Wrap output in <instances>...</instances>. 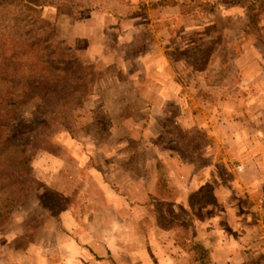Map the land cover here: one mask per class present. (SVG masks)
I'll list each match as a JSON object with an SVG mask.
<instances>
[{
	"label": "rangeland",
	"instance_id": "rangeland-1",
	"mask_svg": "<svg viewBox=\"0 0 264 264\" xmlns=\"http://www.w3.org/2000/svg\"><path fill=\"white\" fill-rule=\"evenodd\" d=\"M38 1L42 4L41 16L55 27L54 39L71 44L83 65L95 67L97 74L86 89L79 116L55 121L48 131L39 130L40 134L34 132L36 137L47 134L54 145L49 147L51 152L37 151L32 161L33 175L44 179L41 172L52 185L50 171L40 170L39 164H83L85 177L91 165L97 167L107 175L106 188L125 195L128 202L118 197L117 204L101 206L110 212L104 214L102 223L116 219L115 215L128 219L125 213L129 209L142 210L141 225L146 235L161 233V238L169 242L174 231L157 229L155 223L164 208L153 203L150 206L156 212H152L147 206L153 198L157 173L166 183V187L161 184L163 195L170 196L178 210L187 212L194 237L198 221L230 212L236 226L241 222L238 215L253 212L258 241L255 236L254 245L246 247L242 239V250L246 251L243 255L264 252V217L258 222L260 218L256 216L261 212L264 216V189L262 193H258L259 189L242 195L246 198L236 196L233 201L227 195L228 202L224 203L215 195V191L223 195L219 190L233 183L237 170L242 171L241 164H263L259 169L264 177V0H258L256 6L252 4L255 0H231L238 3L221 4L214 14L198 17L186 13L185 3L191 0H178L182 5L179 7L157 9L152 8V3L158 0ZM168 16L175 17L154 22L157 17ZM249 24L251 33H245ZM144 41L146 45L142 46ZM28 100L7 122L5 134L11 143L18 144L9 150L10 164L24 155L21 147L31 144L33 133L24 124L53 117L47 102L37 96ZM213 136L216 144L206 147ZM190 143L208 155L220 148L219 182L213 181L215 170L208 169L200 190L181 199V189L169 177L168 164H189L177 150L191 158L187 146ZM127 166L132 168L130 181L123 172ZM71 172L66 171L61 181L59 177L58 186L67 195L75 189L79 191L78 204L70 208L80 224L79 232L66 231L31 194L0 226V264H59V244L76 238L91 246L88 234L81 233L97 208L90 201L89 204V192L97 193L101 187L93 185L92 190L90 186H75L68 177ZM262 183L264 187V180ZM127 221L131 226L127 230L129 246L133 248L141 237L134 233V220ZM117 237L118 241L123 238ZM205 239L211 242L214 236ZM147 241L152 242L150 238ZM91 244L96 248L107 245L102 240ZM65 251L73 256L72 248ZM117 253L109 251L107 258L115 263L122 258L130 264L126 256ZM75 255L79 260V254ZM95 258L105 259L96 254Z\"/></svg>",
	"mask_w": 264,
	"mask_h": 264
},
{
	"label": "trees",
	"instance_id": "trees-1",
	"mask_svg": "<svg viewBox=\"0 0 264 264\" xmlns=\"http://www.w3.org/2000/svg\"><path fill=\"white\" fill-rule=\"evenodd\" d=\"M228 3L238 2L191 0L185 3L188 8L186 13H192L193 17L204 13L214 14L221 4ZM257 3L258 0H255L252 4L256 6ZM40 6L42 4L38 0H0V226L31 194L35 195L38 205L59 224L63 211L72 208L79 201L78 189L67 195L33 175L32 161L37 151L43 149L51 152L49 147L54 145L47 134L36 137L34 132L40 134L42 130L48 131L55 121L79 116L86 89L96 77L97 69L85 67L75 48L66 40L54 39L55 27L41 16ZM61 6L58 5V9H62ZM179 6L182 5L178 0H158L152 3L154 9ZM175 16L157 17L154 22L170 20ZM250 31L249 24L244 32L251 33ZM145 43L142 42V46ZM34 96L51 106L53 117L24 124L33 133L31 144L21 147L24 155L15 164H10L9 150L18 144L11 143L5 134L7 122ZM100 108L103 109L104 104ZM93 113L97 120L96 112ZM111 119L109 116V124ZM107 135L110 136V133ZM215 143L216 138L213 136L205 146L210 147ZM187 146H190L189 159L177 150L185 162L197 169L206 166H214L217 171L220 169L222 156H217L220 148L208 155L199 152L192 143ZM127 167L125 171L129 173L132 168ZM164 183L157 177L153 198L147 204L152 212H156L150 206L153 203L155 207L164 208L163 214L156 216V225L174 230L175 244L188 255V264H212L207 248L193 236L187 212L184 209L178 210L174 200L163 195L161 184ZM164 186L166 187V183ZM263 263L264 252L259 255L250 254L244 264Z\"/></svg>",
	"mask_w": 264,
	"mask_h": 264
},
{
	"label": "crops",
	"instance_id": "crops-1",
	"mask_svg": "<svg viewBox=\"0 0 264 264\" xmlns=\"http://www.w3.org/2000/svg\"><path fill=\"white\" fill-rule=\"evenodd\" d=\"M39 165L40 170L47 169L50 171L52 180L49 181L52 182V185L47 183V177H45L41 172L40 174L44 179L40 177L38 178L46 184L53 186L60 191L62 190L58 186L59 177L60 181L62 178H65L64 174L66 173V171L68 172V170L73 171L71 172V175L68 176L74 180L73 185H81L83 189L86 187L89 189L90 186L92 187V190L94 189L93 185L101 187L99 192L96 193V191L90 190L89 195L87 194L88 202L90 201L92 207L97 206L96 209H98L97 211L96 209L92 210V214H90L91 219L88 221L85 231L81 233V236L88 234V237L90 239L89 245L91 246H87V244H84L85 242H83V244L80 243L76 238H73V241L69 243L59 244L58 247L62 256L60 260L61 263L59 262V264H66V261H69L70 263L82 262L84 264H95L94 260L96 262H102V264H126V262H124L122 258H116V263L107 258L109 251L114 253V250L118 252L117 256H126V259L130 264H188V255L177 244H175L174 237L169 238L168 242V239L161 238V233H159L158 235L157 233L148 232V236L146 235L141 225V219L142 217H144L142 216V210L131 211L129 209L125 213L128 219L124 217H122L121 219L118 215H115L116 219H113L109 223H107L106 221H103L102 223L101 219L104 217V214L110 212H105L104 209L101 208V206L105 207V205H112L111 203L117 204V202L119 201L118 197H121V201L123 200L127 202V200L125 195H120L114 191L110 192L111 190L106 188L105 184L108 183L107 178L105 177L107 175L106 173L101 171V169H98L97 167L91 165L89 173L85 177L82 175L83 164ZM259 166L261 167L263 166V164H241L239 168L242 171L237 170L238 172L235 173L233 177V183H231L230 186L225 185L224 188H221V190H219V192H223V195L217 194V191H215V195L218 196L219 201L223 203L228 202L226 201V198H228L227 195L230 196L232 201L235 200L234 198L236 196L246 198V196L242 195H245V193H254L256 191H259V189L260 191L258 193H262V190L264 189L262 180H264V177L261 176ZM168 167L169 177L172 183L178 186L179 189H181V199H183L184 196H187L186 199H188L191 193L200 190V187L203 184L204 180V173L207 172L208 169L215 170L216 174H213V181L216 182L218 180L217 182H219L218 171L214 166L202 167V170L195 168V166L190 163L168 164ZM123 172L128 177L129 181L130 179H133L128 172ZM157 177L158 174L155 173V178L153 180L155 184L157 181ZM107 191H109L110 193H106ZM261 213L256 214L257 218H260L258 222H261V219L264 217ZM238 216L241 217V222H239V224L236 226L230 219L231 217H233L232 215H230V212H222L213 218L209 217L204 221L196 222V225L194 226V238L197 241L201 242L205 248L210 249L212 264H244L247 261L249 254L246 255V257H244L243 255L246 251L242 250L244 247L242 239H244L246 243V245H244L246 247H250V244L254 245L253 242L258 241L257 235L259 234V232L258 228H255V223L253 221V219H255L254 213L252 212L250 214L248 212H243ZM131 219L134 220V233L136 231V234L139 235V238L141 237V240L136 245H133V248L129 246V238L127 236L129 235V232H127V230H131V226H129L130 221L127 220ZM240 223L243 224L241 225ZM61 226L68 232H79L80 224L74 214V209H67L63 211ZM157 229L166 230L168 232L174 231L172 229L161 228L158 225ZM98 230L102 232L99 235L97 232ZM239 234L245 235V238L239 237ZM118 235L123 236V238L119 241V237H117ZM206 236H214V239L211 240V242L206 241ZM255 236H257V238L254 241L253 238H255ZM149 238L152 240V242L150 241V244H147V239ZM96 240H102V242L107 245H97V248L96 246L93 247L91 243L96 242ZM120 241H125L126 243L121 245L119 243ZM149 245L150 247L152 245V249L149 248ZM69 248L73 249V256H70L71 254L66 253L65 250ZM171 248L175 249L176 252L172 251ZM151 251L155 255L154 258L151 257ZM158 251H160V253H157ZM75 254H79V260H76L78 255ZM95 254L100 258L102 257L105 259H96ZM154 259L157 260L156 263Z\"/></svg>",
	"mask_w": 264,
	"mask_h": 264
}]
</instances>
